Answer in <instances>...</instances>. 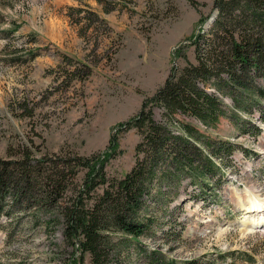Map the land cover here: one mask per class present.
Returning <instances> with one entry per match:
<instances>
[{
    "label": "rangeland",
    "instance_id": "374dc122",
    "mask_svg": "<svg viewBox=\"0 0 264 264\" xmlns=\"http://www.w3.org/2000/svg\"><path fill=\"white\" fill-rule=\"evenodd\" d=\"M217 14L214 0H0V159L105 150L116 126L187 64L177 49L196 63L191 37ZM155 115L160 120L162 109ZM258 126V136L251 128L240 133L228 119L206 130L237 142L231 171L215 197L181 187L166 215L185 223L183 239L148 238V251L199 264H264V210L246 209L257 201L264 208V122ZM139 139L134 127L120 135L121 154L106 166L110 177L133 167ZM13 212L12 221L0 219V264H69L73 248L61 219L25 205ZM85 260L92 264L89 254ZM145 262L130 257L122 264Z\"/></svg>",
    "mask_w": 264,
    "mask_h": 264
},
{
    "label": "trees",
    "instance_id": "16d2710c",
    "mask_svg": "<svg viewBox=\"0 0 264 264\" xmlns=\"http://www.w3.org/2000/svg\"><path fill=\"white\" fill-rule=\"evenodd\" d=\"M214 7L217 16L191 37L196 63L177 49L187 64L174 68L140 111L116 126L105 150L56 160L29 154L0 159V219L6 214L12 221L13 209L23 205L52 213L73 248L69 264H86V254L92 264H122L130 257L146 258L144 264H199L198 258L148 251L144 240L183 239L185 223L166 215L181 187L199 189V198L219 195L238 144L206 130L228 119L240 133L251 128L258 136V122H264V0H214ZM156 108L162 109L160 120ZM133 127L140 136L135 163L123 177H110L106 166L121 154L120 135ZM5 230L14 234L10 224Z\"/></svg>",
    "mask_w": 264,
    "mask_h": 264
},
{
    "label": "bare ground",
    "instance_id": "6f19581e",
    "mask_svg": "<svg viewBox=\"0 0 264 264\" xmlns=\"http://www.w3.org/2000/svg\"><path fill=\"white\" fill-rule=\"evenodd\" d=\"M252 199H253V198H252ZM259 201H262V199L259 198ZM248 202H249V200H248ZM257 202H258V201H257ZM257 202H255L256 204H253V205H251V206H249V207L246 206L247 208H246V207H245V208L247 209V212H252V210H253V211H255V210H256V211L264 210V208H263V204L260 203V202H259V203H257ZM242 204H243V203H242ZM243 205H244V204H243ZM243 205H242V206H243ZM244 206H245V205H244ZM253 207H256V208H253ZM246 209H245V210H246ZM262 225H263V224H262Z\"/></svg>",
    "mask_w": 264,
    "mask_h": 264
}]
</instances>
